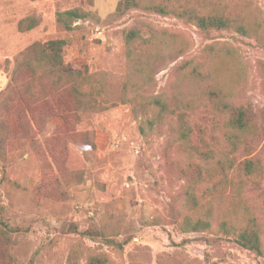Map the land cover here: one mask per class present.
Segmentation results:
<instances>
[{
  "label": "rangeland",
  "instance_id": "1",
  "mask_svg": "<svg viewBox=\"0 0 264 264\" xmlns=\"http://www.w3.org/2000/svg\"><path fill=\"white\" fill-rule=\"evenodd\" d=\"M121 1L0 0V210L9 227L21 229L0 235V264H88L92 256L106 264H264V254L224 238L216 224L206 233L181 228L200 206L213 204L220 213L241 200V212L257 219L264 243V0H178V6L240 21L249 32L205 37L174 14L131 9L114 16ZM69 10L88 17L67 30L57 15ZM131 30L155 45H136L150 62L133 63L151 80L132 77L139 94L163 92L171 109L173 95H193L186 145L178 130L186 108L143 136L145 117L123 103ZM53 40L66 42L65 71H78L83 62L102 88L83 84L80 96L69 76L56 81L49 51L40 46ZM191 61L199 71L194 77ZM208 89L254 117L256 136L248 147L261 171L245 180L240 196L230 179L221 192L210 191L217 179L193 185L201 164L196 147L211 151L201 145L203 136L214 144L226 125L205 97ZM211 146L218 154L225 148ZM235 181L242 180L236 175ZM189 189L200 205L186 206Z\"/></svg>",
  "mask_w": 264,
  "mask_h": 264
},
{
  "label": "trees",
  "instance_id": "2",
  "mask_svg": "<svg viewBox=\"0 0 264 264\" xmlns=\"http://www.w3.org/2000/svg\"><path fill=\"white\" fill-rule=\"evenodd\" d=\"M171 2L172 0H154L151 2L122 0L118 4L114 16H122L131 9H143L164 16L174 14L179 19L185 20L186 23L194 25L204 37L210 36L211 33L222 31H232L244 36L249 34L248 28L244 23L231 19L224 14H207L196 8L181 7L183 5L178 6V0L174 1V3ZM87 17L88 14L79 10H69L58 13L57 20L65 29L71 30L75 27L77 22ZM142 41L145 44L146 42H148L149 45L150 43L152 44V40L146 41L140 36L137 30H131L126 35L127 57L131 63V69L125 82L123 103L129 102L137 117H145L141 121L139 127L143 136H147L148 131L153 130L155 125L159 126L163 124L168 115L175 114V109L181 106L186 108V113H183L179 118L181 125L178 128L180 135L179 140L182 144L186 145L189 142L190 134H192L191 125L188 122L190 118L188 112H193L194 110L193 95L183 94L181 97L173 95L172 103L174 104L171 109L169 103L171 100H168L167 95L163 92H158L147 98L139 94V87L132 83V77L141 75L144 84L150 85L151 82L150 76L145 71L142 64H137V67L133 64L134 61L137 62L139 58L144 62V65L150 63L148 57L146 59L145 57L138 56L136 53V45L138 42ZM65 45L66 42L64 40H53L40 45L43 49L49 51L46 55V59L48 63L50 61L51 64L50 75H55L56 81H61L64 75H66V77L69 76L72 81L73 90L80 96H83V84L94 85L96 88L100 86L101 89L102 84L95 83L88 75V67H86L85 63L79 62L78 71H65L62 61V49ZM152 45L155 46L154 44ZM164 45H168V41H164L163 46ZM213 47L214 46L210 45L208 48ZM187 68H190V76L194 77L196 74L199 75L197 65H194L192 61ZM62 71L63 73H61ZM205 97L216 111V114L226 118L224 129L220 130L219 137H215L214 139L215 145H224L223 147L225 148H222L219 154L216 153L211 146H214V144L203 136L201 145L205 148H210L211 151H203L201 147H196L195 152L201 164L197 165L198 168L194 174L193 185H202L207 179L211 181L217 179L216 184L210 188V191L214 190L215 192H221L231 181V189L237 196H240L242 191L240 187L244 184L245 180H255V178L259 177L261 171L260 162L251 157L253 151L248 147L251 140L255 139L254 137L256 136L254 132L256 126L253 124L254 117L247 107L231 100L226 101L221 97L219 92H213L212 89H208ZM83 106H95V103L83 102ZM240 156L244 158L242 161ZM236 175L242 180L240 183L235 181ZM189 191L190 189L188 190V195L192 194L189 193ZM189 196L187 207L191 204L190 202L194 203V207L200 205V199L198 200L193 194ZM218 198V201L222 200L223 195L220 194ZM230 205L229 208L221 209L220 213H213V204L209 209L206 208V206H200L202 207L201 210L184 218L181 228L187 233H206L216 224L219 228L217 229V233L222 234L224 238L234 240L244 248L263 255L264 243L262 241V231L257 219L252 216L244 217L240 207L242 206L241 200L231 202ZM20 231V228H11L6 224L2 217V210H0V235H8ZM88 264H106V260L100 256H92Z\"/></svg>",
  "mask_w": 264,
  "mask_h": 264
}]
</instances>
